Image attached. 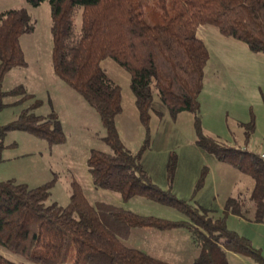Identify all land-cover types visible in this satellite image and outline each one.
Listing matches in <instances>:
<instances>
[{
	"label": "trees",
	"instance_id": "1",
	"mask_svg": "<svg viewBox=\"0 0 264 264\" xmlns=\"http://www.w3.org/2000/svg\"><path fill=\"white\" fill-rule=\"evenodd\" d=\"M50 8L52 68L99 114L111 153L92 150L86 161L95 188L114 191L126 201L143 196L173 206L188 221L173 222L134 214L121 207L90 204L73 182L66 206L47 204L51 181L35 188L14 180L0 181V247L28 264H169L125 246L137 227L169 231L186 229L198 255L192 264H227V252L261 257L250 242L227 229L225 217L212 220L207 210L191 207L159 190L120 142L115 128L121 112V92L100 67L111 58L130 76V88L140 122L147 126L153 89L168 111L197 116L208 51L198 37L200 26L211 25L226 37L264 54V0H26ZM79 17V27L76 19ZM33 31L24 8L0 11V109L7 93L4 76L26 65L20 37ZM21 92L13 88L9 94ZM30 105L16 120L0 127L18 129L47 141L62 143L64 136L54 115L36 116ZM197 144L254 181L249 200L254 221L264 216V165L255 153L226 147L203 136L195 120ZM245 136L253 129L247 126ZM249 131V132H248ZM243 202L228 199L224 213L246 218ZM0 264H21L0 254Z\"/></svg>",
	"mask_w": 264,
	"mask_h": 264
},
{
	"label": "rangeland",
	"instance_id": "2",
	"mask_svg": "<svg viewBox=\"0 0 264 264\" xmlns=\"http://www.w3.org/2000/svg\"><path fill=\"white\" fill-rule=\"evenodd\" d=\"M12 8L27 11L33 31L19 39L26 65L10 70L2 80L1 90L7 94L2 99L0 127L8 126L22 109L36 103L31 113L54 115L64 141L49 145L22 130L5 131L0 148V181L14 180L29 188L51 181L47 204L59 206L68 204L75 182L90 204L103 202L140 216L188 221L173 206L143 196L124 201L117 192L93 186L86 164L89 154L92 150H111L104 141L106 131L97 111L53 71L49 4L45 1L32 7L26 0H0V11ZM76 23L78 28L79 17ZM197 34L208 51L197 116L190 112L172 115L153 89L149 120L144 126L128 72L111 58L100 62L101 69L121 92V112L115 128L121 144L139 155V163L153 185L191 207L207 210L212 220L225 217L227 229L247 239L262 259L257 263L249 256L234 253L227 257L228 264H264V216L261 222L254 221L255 211L249 200L254 181L201 148L195 125L197 117L200 133L226 147L257 155L264 152V54L250 51L244 43L221 35L211 25L200 26ZM16 87L21 92L8 93ZM250 122L253 129L246 137ZM230 198L243 201L248 210L246 218L224 213ZM123 242L169 264H192L199 251L184 228L160 231L137 227ZM0 254L28 264L2 247Z\"/></svg>",
	"mask_w": 264,
	"mask_h": 264
},
{
	"label": "crops",
	"instance_id": "3",
	"mask_svg": "<svg viewBox=\"0 0 264 264\" xmlns=\"http://www.w3.org/2000/svg\"><path fill=\"white\" fill-rule=\"evenodd\" d=\"M199 37V36H198ZM249 194V193H248ZM243 202V201H242ZM238 217V216H237ZM241 218V217H239ZM198 255V251L195 252V256L193 257V260L197 257ZM231 255H234V253L232 252H227V257L231 256ZM155 258H159V257H155ZM163 261V260H162ZM165 262V261H164ZM171 264V263H170ZM227 264H228V261H227Z\"/></svg>",
	"mask_w": 264,
	"mask_h": 264
},
{
	"label": "built area",
	"instance_id": "4",
	"mask_svg": "<svg viewBox=\"0 0 264 264\" xmlns=\"http://www.w3.org/2000/svg\"><path fill=\"white\" fill-rule=\"evenodd\" d=\"M258 157H259L260 161H261V162L263 163V165H264V152L259 153V154H258Z\"/></svg>",
	"mask_w": 264,
	"mask_h": 264
}]
</instances>
